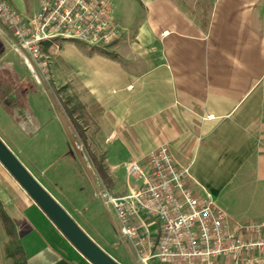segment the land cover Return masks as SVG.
Masks as SVG:
<instances>
[{
	"label": "crops",
	"instance_id": "1",
	"mask_svg": "<svg viewBox=\"0 0 264 264\" xmlns=\"http://www.w3.org/2000/svg\"><path fill=\"white\" fill-rule=\"evenodd\" d=\"M9 2L26 15L41 4ZM113 4L123 28L120 40L85 49L66 41L53 66L66 72V82L73 84L104 143L101 152L114 184L117 166L108 164L102 140L112 132L109 143L118 141L125 151L122 165L145 160L166 143L188 169L191 187L217 199L234 184L244 209L230 203L228 210L222 207L239 221L264 219V0ZM26 70L0 37V108L30 139L47 124L38 125L24 99L13 93L16 75L18 83L33 80ZM57 114L66 131L64 111ZM0 203L15 226L27 264H90L1 164ZM6 241L0 221V264L11 263Z\"/></svg>",
	"mask_w": 264,
	"mask_h": 264
},
{
	"label": "built area",
	"instance_id": "2",
	"mask_svg": "<svg viewBox=\"0 0 264 264\" xmlns=\"http://www.w3.org/2000/svg\"><path fill=\"white\" fill-rule=\"evenodd\" d=\"M113 0H41L26 15L0 0V37L46 91L55 90L53 57L66 41L105 48L123 35ZM114 132L105 139L112 141ZM76 144V143H75ZM125 191L98 177V197L112 209L117 232L136 264H264V219L232 217L206 190L188 184V169L168 144L123 164ZM117 180V178H116Z\"/></svg>",
	"mask_w": 264,
	"mask_h": 264
},
{
	"label": "rangeland",
	"instance_id": "3",
	"mask_svg": "<svg viewBox=\"0 0 264 264\" xmlns=\"http://www.w3.org/2000/svg\"><path fill=\"white\" fill-rule=\"evenodd\" d=\"M73 43L83 49L87 48L80 42ZM65 51L66 47H63V53ZM53 67L56 81L54 89L57 93L53 90L51 96L43 93L41 86L31 79L18 83L20 77L16 75L13 81V93L24 99L28 111L38 118V125L47 124L46 129L40 130L37 135L28 139L13 126L7 112L0 108V138L104 252L119 264H136L131 244L122 241L117 232L112 209L98 197L97 193L100 190L98 177L82 142L77 139L68 120L66 131L59 120L57 111L63 113L60 102L72 98L73 101L68 104L72 110L79 99L73 84L66 82V72L61 67L57 68L55 65ZM26 71L29 74L28 70ZM73 116L85 128L87 148L100 154L103 151L101 148L103 142H99L98 133L95 126L90 123V118L76 112H73ZM102 140L105 138L102 137ZM106 145L104 148L108 151V164L117 166L114 174L118 179L111 190L124 191L125 171L122 165L125 159L124 148L118 141ZM241 196L242 194L232 184L217 196V200L226 210L229 203L237 209H244L245 200Z\"/></svg>",
	"mask_w": 264,
	"mask_h": 264
},
{
	"label": "water",
	"instance_id": "4",
	"mask_svg": "<svg viewBox=\"0 0 264 264\" xmlns=\"http://www.w3.org/2000/svg\"><path fill=\"white\" fill-rule=\"evenodd\" d=\"M0 164L90 264H119L104 252L47 192L0 138Z\"/></svg>",
	"mask_w": 264,
	"mask_h": 264
},
{
	"label": "trees",
	"instance_id": "5",
	"mask_svg": "<svg viewBox=\"0 0 264 264\" xmlns=\"http://www.w3.org/2000/svg\"><path fill=\"white\" fill-rule=\"evenodd\" d=\"M57 93V91L55 90ZM73 101L72 98H68L65 101L60 102L61 107L64 111V114L72 126L73 132L75 133L77 139L82 142L88 158L97 174V176L103 181L107 188L112 189L114 186V180L112 175L109 172L108 166L105 162V153L101 152L96 154L95 152L87 148V136L85 134V128L81 125V122L77 121L73 116V112L78 113L81 116H88L85 111L84 105L78 101L76 106L71 110L68 107V104ZM124 191L117 192L116 194L121 195ZM0 221L4 228L5 234L7 236V241L5 244V253L6 256L11 260L10 264H27L24 250L16 233L15 226L11 219L6 215L2 209L0 203Z\"/></svg>",
	"mask_w": 264,
	"mask_h": 264
}]
</instances>
